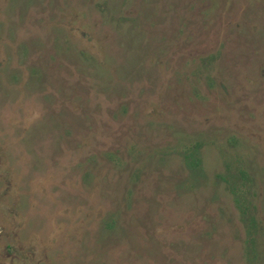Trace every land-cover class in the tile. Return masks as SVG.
<instances>
[{
    "label": "rangeland",
    "instance_id": "rangeland-1",
    "mask_svg": "<svg viewBox=\"0 0 264 264\" xmlns=\"http://www.w3.org/2000/svg\"><path fill=\"white\" fill-rule=\"evenodd\" d=\"M0 264H264V0H0Z\"/></svg>",
    "mask_w": 264,
    "mask_h": 264
}]
</instances>
